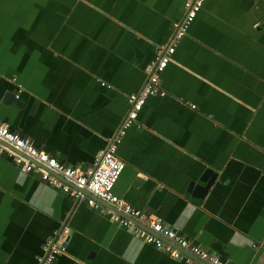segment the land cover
Here are the masks:
<instances>
[{
	"label": "crops",
	"instance_id": "0c3cea01",
	"mask_svg": "<svg viewBox=\"0 0 264 264\" xmlns=\"http://www.w3.org/2000/svg\"><path fill=\"white\" fill-rule=\"evenodd\" d=\"M183 12L184 0H0V122L88 166ZM158 87L117 145L114 193L229 264H264V0H204ZM14 153H0V264H39L54 236L53 264H205L174 259Z\"/></svg>",
	"mask_w": 264,
	"mask_h": 264
},
{
	"label": "built area",
	"instance_id": "2783aa9c",
	"mask_svg": "<svg viewBox=\"0 0 264 264\" xmlns=\"http://www.w3.org/2000/svg\"><path fill=\"white\" fill-rule=\"evenodd\" d=\"M203 2L204 0H184L183 16L172 23L169 42L157 48L148 65L147 78L142 88L127 96L129 108L125 116L109 139L106 148L94 158L91 164L86 167L66 165L44 150L35 147L30 137L21 135L18 130L4 122H0V153L9 146L16 152L12 154L13 161L23 171L39 174L42 181L77 199L82 198L85 192L86 203L90 206H95L97 200L109 203L115 210L111 212L110 219L124 227H131L136 236L163 249L174 259L188 262L182 254L183 251L205 264H229L218 255L207 251L163 224L155 214L144 213L113 191L125 166L116 154L117 145L127 129L134 124L145 99L149 95L164 94V91L158 87L159 73L169 62L176 43L186 34ZM56 237L48 238L44 243L45 253L39 257V264H53L56 255L63 251V246Z\"/></svg>",
	"mask_w": 264,
	"mask_h": 264
},
{
	"label": "water",
	"instance_id": "95a60500",
	"mask_svg": "<svg viewBox=\"0 0 264 264\" xmlns=\"http://www.w3.org/2000/svg\"><path fill=\"white\" fill-rule=\"evenodd\" d=\"M2 101L4 103H11L13 105H18L17 96L12 91L8 90L4 93L2 96ZM209 183H201L198 184L195 189L193 190V193L195 194V197H202L203 194L206 192L208 188Z\"/></svg>",
	"mask_w": 264,
	"mask_h": 264
}]
</instances>
